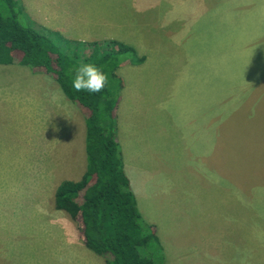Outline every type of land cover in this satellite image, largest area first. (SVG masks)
<instances>
[{"label":"rangeland","instance_id":"1","mask_svg":"<svg viewBox=\"0 0 264 264\" xmlns=\"http://www.w3.org/2000/svg\"><path fill=\"white\" fill-rule=\"evenodd\" d=\"M17 1L24 14L33 6ZM62 1L93 15L88 21L110 11L119 23L114 41L145 58L119 77L121 136L138 141L151 174L122 163L167 264H264V0ZM127 23L133 37L125 36ZM56 39L62 50L78 47ZM176 58L184 63L179 75ZM22 126L13 123V150L2 149L0 130V264H104L84 246L78 218L65 211L47 218L54 199L46 211L24 189L30 181L20 173L36 157L15 152L30 140Z\"/></svg>","mask_w":264,"mask_h":264},{"label":"trees","instance_id":"2","mask_svg":"<svg viewBox=\"0 0 264 264\" xmlns=\"http://www.w3.org/2000/svg\"><path fill=\"white\" fill-rule=\"evenodd\" d=\"M27 23L17 0H0V66L17 65L47 75L85 120L84 175L78 182L58 186L55 209L69 213L73 221L79 219L84 246L102 257L104 264H167L152 225L139 211L116 141L115 113L121 89L116 71L125 63L137 65L144 59L116 41L104 42L103 50L102 44H93V52L85 54L62 50L60 41L53 42L47 33ZM81 63H93L107 74L102 92L72 88L74 69Z\"/></svg>","mask_w":264,"mask_h":264},{"label":"crops","instance_id":"3","mask_svg":"<svg viewBox=\"0 0 264 264\" xmlns=\"http://www.w3.org/2000/svg\"><path fill=\"white\" fill-rule=\"evenodd\" d=\"M71 2L72 0L69 1V3ZM32 3V7L28 5L29 10L25 11V16L29 17L27 15L29 14L34 17L35 15L39 26L43 27H41L44 31L43 34L47 32L53 42L57 40L56 38L67 42L73 41V44H79L75 48L76 52H79V49L85 45L91 47L93 44H99V41H114V28L119 26V23L110 15V11L101 21L96 18L95 21L93 19L88 21L94 16L90 13L85 16L77 15L74 11L71 12L67 9L66 7L71 5H65L62 0H33ZM169 12L168 8L167 13ZM86 22L89 23L87 29L79 28ZM27 24L35 29L31 23ZM136 27L137 23L135 22L134 28ZM125 29H127L125 36L130 32L133 37L132 32L129 31L131 28L128 23ZM82 54H85V51ZM137 56L145 59L140 53ZM195 56L197 59L200 58L199 54ZM186 58H190V56H185ZM176 61L174 75H179L182 73L181 67L184 63L181 58H176ZM129 66H136V64L128 62L121 65L116 71L117 77L119 78ZM11 74L16 76V84L11 81ZM122 84L121 82L116 108L118 123L115 115L116 141L121 150L124 166L128 168V164L131 167L134 165L144 176L146 174L149 177L151 173L147 165H141L144 159L139 157L142 151L138 146V141L132 139L130 141L121 136V132L124 130L121 115L124 114L125 104L123 102L124 84ZM13 123H23L21 134L28 132V139H30L27 142V148H19L15 152L22 156L36 157L31 163L28 160L24 171L20 173L26 177L27 181H30L28 185L23 183V187L32 190L34 196L30 197L45 204L47 211V204L52 207L51 201L61 183L65 181L78 182L84 175L86 154L83 114L75 104L63 95L59 86L51 78L35 75L24 67L0 66V130L5 144L2 149L7 150L9 147L10 150H13ZM8 130L11 131L9 138ZM199 150L206 154L205 145L201 146ZM127 178L131 180L129 175ZM129 183L133 189L136 202H139V190L136 188V184L134 186L133 182L129 181ZM61 212L56 210L54 206L53 213L51 211L45 213L46 217L49 218V215L61 214ZM64 214L72 220L69 213L65 212ZM86 264H91V262Z\"/></svg>","mask_w":264,"mask_h":264},{"label":"clouds","instance_id":"4","mask_svg":"<svg viewBox=\"0 0 264 264\" xmlns=\"http://www.w3.org/2000/svg\"><path fill=\"white\" fill-rule=\"evenodd\" d=\"M108 83L107 74L93 63H81L74 69L72 88L76 92L100 93Z\"/></svg>","mask_w":264,"mask_h":264}]
</instances>
